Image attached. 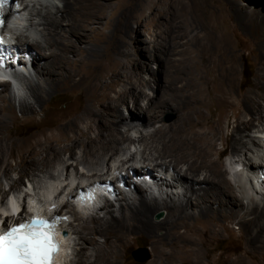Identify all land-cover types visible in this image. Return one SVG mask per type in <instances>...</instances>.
Listing matches in <instances>:
<instances>
[{
    "label": "bare ground",
    "instance_id": "bare-ground-1",
    "mask_svg": "<svg viewBox=\"0 0 264 264\" xmlns=\"http://www.w3.org/2000/svg\"><path fill=\"white\" fill-rule=\"evenodd\" d=\"M23 1L27 4L23 17L12 26L22 27L24 21L30 31L23 39L18 30L16 40L18 54L31 60L33 74L31 78L19 75L14 84L0 82V184L11 171L38 172L43 179H51V189L42 190L45 200L29 203L37 215H46L51 204L61 202L63 193L55 186L59 178L51 173L57 165L66 172L73 170L75 176L83 175L78 170L80 165L99 167L102 163L110 171L116 167L110 164L122 155L125 149L121 146L126 141L143 146L140 166L133 164L135 154H130L117 167L131 189L130 194L126 189L115 188L118 216L114 215L113 203L107 198L98 199L96 194L94 203L88 198L67 208L66 214L79 222L72 227L78 248L77 259L71 264H121L122 253L140 237L149 241L150 264L199 260L203 253L198 244L213 241L219 237L221 228L229 229L234 223L245 236L250 253L264 257V198H261L264 191L256 190L250 182L260 199L251 197V205L245 206L242 196L226 177L227 172L214 158L221 154L216 149L217 143L225 145L231 139L238 149L236 161L243 162L248 171L263 169L259 148L264 136V0H158V20L165 18L164 10L168 9L169 20H177L178 26L173 27L175 31L164 30L159 22L158 32L157 26L149 28L154 39L144 47L143 56L155 68L146 64L142 68L135 63L124 66L128 54L125 38L129 31L126 22L119 29L113 26V16L107 11L109 0ZM36 4L40 10L35 9ZM196 6L201 24L193 16ZM102 19L108 22L104 25ZM238 39L245 45L235 44ZM32 45L38 55L31 51ZM239 48L250 50L257 62L255 78L248 89H244L239 78ZM145 86L152 87L157 94L153 93L148 103L142 105ZM74 91L84 98L76 114L59 115V119L28 134L10 132L16 103L22 117H33L58 94ZM129 102L134 112L129 111ZM165 111L175 113L173 123L162 121ZM105 112L116 121L105 122ZM127 120L137 122L143 129L155 123L160 125L147 134L138 130L139 135L132 138L123 130L122 122ZM258 133L261 135L257 136ZM253 147L257 148L254 152ZM166 156H173L175 164L169 161L165 167L166 161L162 160ZM10 158L18 163L11 165ZM177 162L185 167L179 168ZM228 162V165L235 163ZM172 170L176 178L167 180ZM131 172H135L136 179L151 176L156 189L158 173L159 180H164L171 189L180 188L182 194L177 193V197L165 194V198L158 193L156 198L151 193L156 197L147 199L144 192L148 193V189L135 185ZM235 174L239 173L234 172L233 178ZM31 176L40 178L38 174ZM68 177L66 174L65 181ZM236 180L235 185L241 187L240 178ZM28 181L32 184L33 179ZM102 182L104 185L105 180ZM17 183L14 181L12 186ZM9 197L4 200L13 209L26 200L22 195L17 200ZM4 200L1 207L7 205ZM89 209L92 213L87 219L78 213ZM102 209L105 210L102 216L98 212L95 215V210ZM161 211L166 215L154 219ZM64 226L60 229L67 233ZM98 237L103 244L97 241ZM66 238L61 239L55 264L65 263ZM232 264H238L237 259Z\"/></svg>",
    "mask_w": 264,
    "mask_h": 264
},
{
    "label": "rangeland",
    "instance_id": "rangeland-1",
    "mask_svg": "<svg viewBox=\"0 0 264 264\" xmlns=\"http://www.w3.org/2000/svg\"><path fill=\"white\" fill-rule=\"evenodd\" d=\"M43 6H47V5H43ZM34 7L36 10H40L39 5L36 4ZM107 7H108L107 11L109 10L108 11L109 15L113 16V19H112L113 26H115L116 28L119 29V26L121 27L123 22H126V24H127V30L129 31L128 32L129 34L126 36L125 42H126L128 54L124 58V61H123L124 66H129L131 63H135L138 67L143 68L144 65L146 64L145 66H147V67H149V65H151L153 68H155V66L153 64H149L150 62H148L147 59L145 58V56H143V52L144 53L146 52L144 50L145 49L144 47L149 45V42L154 39L150 35L148 30H149V28H151V26L155 27V29H156V26L158 25L159 22L162 24L164 30L165 29L169 30V31L174 30L173 27L176 25L178 26V23L176 22L177 20H174V21H172L171 19L169 20L170 11L168 9H165L164 10L165 18L162 20H158L157 15H158L159 9H160V8L158 9V0H109L107 3ZM197 9H198V6H196V8H195V12L193 13V16L195 18H197V22H199L201 24L202 19L199 18V16H198L199 13H198ZM29 10H30V8H29ZM27 14H28V12H27ZM137 16L140 17L139 27L136 25ZM22 17H23V14H22ZM107 22H108L107 20L102 19V23L104 25ZM102 23H100L101 27L104 26ZM21 24H23V25H21L22 27H20L19 30L22 32V34H21L22 38L25 39V37H28V35L30 34V31H27V26H26V23H24V21H22ZM136 28H138V32L137 31L135 32ZM157 30H158V26H157L156 31ZM173 33H175V32H173ZM169 38H172L171 34H170ZM31 39H35V37H33ZM143 40H145L146 42ZM31 41L34 42L33 40H31ZM40 42L42 45H45L42 41H40ZM237 42L239 43V45L241 47L243 45H245L244 41H241V39H238L235 42V44ZM31 47H32L31 51L34 52L35 47L33 45ZM237 50H238L237 52L239 55V57H238V69H239L240 82L244 84L243 85L244 89H248V88H250L252 82L254 81L255 72L257 69V62L254 59L250 50H247V49L245 50V49H240V48ZM240 50H242V51H240ZM35 54L38 55L37 52ZM18 55H20V54H18ZM21 56L22 55H20V57ZM130 69H132V66ZM149 78H151V77H149ZM143 92H144V96L142 98L141 104L146 105L148 103V99L153 95V93L155 91L152 87L145 86L143 88ZM154 94H157V93H154ZM19 98L20 97H18L16 100L18 101ZM83 104H84V98L82 97L81 94L78 95V92L74 91V92H70V93H61V94H58L53 100H51L49 102V104H47L44 107L42 112L36 113V115H34L33 117H30V116H23L22 117L19 110H17L18 107H17V103H16V108L14 110L15 119L12 120L13 123L10 127V132L14 133L15 135L28 134L29 132H32V130L34 131V130L40 129V128H42V126H45L49 122H52V121L59 119V117L66 116L67 113L69 116L76 114L81 109ZM128 109H129V111L134 112L132 102L128 103ZM123 113L125 114V116H128L127 110H124ZM109 114L110 113H108V115H107V112L104 113L103 119L105 120V122L113 123L114 121H116V119L113 116H110L111 114L110 115ZM59 115H61V116H59ZM144 117L146 119H148L147 114H144ZM161 117H162V121L165 124L173 123L176 119L175 113H173L171 111H168V112L165 111V113L162 114ZM129 121L130 120L122 122L125 125L123 130L126 131L127 135L129 137H132V138H136L139 135L137 132L138 130L142 131L143 134L144 133L147 134V133L155 130L156 128H158V126L160 125L159 123H155L153 126H150L149 128L143 129V128H141L140 124L139 125L136 124L137 123L136 121H135L136 123H132ZM123 124H122V126H123ZM257 124H258V122H255V125H257ZM126 127L130 130L127 131ZM256 129H257V126H256ZM262 134L264 135V133H262ZM260 135H261V133L257 134V136H260ZM121 147L123 149H125L123 152L124 154L123 153H122V155L120 154L118 156L119 158L117 157V160L115 162H113L112 164H110V167H112L115 164H116V166H119L120 163H123V162H121V160L125 162L127 159H129L127 157H129L130 154H135L133 164L137 165V166L141 165L139 160L141 159V154L143 153V146L139 147V144H135V146H133L129 142L126 141ZM216 147H217L216 148L217 151L221 152V154L219 157L214 156V158L218 159V162L221 165V167L227 172L226 177H228L230 179L231 183L234 184L235 191L240 196H242L244 205L245 206L251 205L250 204V198L251 197H254L255 200L259 201L260 198H256L257 194L252 189L250 182H253V186L256 190L257 189H263L262 183L259 184L260 186H258V187H260V188H258L257 186H255L254 180L250 181L246 177L244 178L245 175L242 176V174H240V171H239L238 175L235 174L234 179H236L238 177L240 178V180L242 181V184L240 183V185H241V187H240V186L235 185L234 181L229 176L228 171L231 172L234 169L232 168V165H228V163H229L228 161H231V163L232 162H235V163L238 162V161H236L237 159L234 158L235 153H237L238 149L237 148L235 149V147H233V145L231 143V139H228V141L225 145H221L220 143H217ZM256 150H257V148L253 147V152ZM64 157H65V159H67V154H65ZM122 158H124V159H122ZM164 161H166V164L164 165L165 167L167 166V164L171 163L169 161H172V165H173V163L175 164L173 156H169V157L166 156V159L162 160V162H164ZM9 162L11 165L15 166L18 163V160L15 158H10ZM176 165L179 168L185 167L184 165L179 164L178 162L176 163ZM85 166L86 165L78 166V170L80 172H82L84 176L83 175L82 176H75V174H74L75 172L73 170H69L68 172L63 171L62 170L63 168L60 165L59 166L57 165V167H55L56 169L53 168L51 173L54 175L55 178H59V180H60L55 185L56 187H59V192H61L60 189L62 188V186H65V184H68L69 182L83 183L82 180H86V179L88 180L90 178H96L98 176H103V173L107 170V166L103 165L102 163L100 164L99 167L97 165L96 166L92 165L91 167H85ZM229 167L233 170H231ZM31 174H38V176H40V178L39 177H33L32 178ZM66 174H68L69 177L65 181ZM126 174H128V173H126ZM96 175H98V176H96ZM156 175L158 177L157 178L158 181H156V187L159 190H157L155 188V186H153L152 189H149L147 187L145 188V186H143V185H138L139 187L142 186L141 188L148 189V193L144 192L147 199H153L156 196H157L156 198H158L160 193L163 194L164 195L163 197H165V198L167 197L165 194L173 193L174 195H176V197H177V193L180 192L182 194V191L180 190V188L176 189V190L169 188L168 183L164 182V180H162V181L159 180L160 178H159L158 173H156ZM42 176L43 175H41V173H38V172L27 171L25 173L20 174L18 171H11L10 176L8 178H2L1 179L0 205L6 196L9 197L8 194H11V192H13V194H12L13 196L10 197L11 200H17V197L20 196L18 194L22 193L21 194L22 196H24V197L26 196V198H28V203H31L32 201H34L36 199L38 202L44 201L45 197L43 195V191L47 190V189H51V187L53 185L50 186L52 184L51 179H49L47 177H44L45 179H43ZM163 178L165 179V177H163ZM171 178H176V175L173 173V170L168 175L167 180H171ZM241 178H243V179H241ZM31 179H33V181H30L32 184H30L28 181ZM128 180H130V179H128ZM14 181H18V183L13 187L12 184ZM54 182H57V180ZM59 183L61 186L59 185ZM189 186H190V184H189ZM204 187H206V186H204ZM149 190H151V191H149ZM127 193L131 194V189L127 190ZM151 193L155 194L156 196L153 195V197H152ZM260 194H261V192H260ZM126 197L131 198V197H129V195H127ZM261 198L263 199L264 197L262 196ZM100 200H102V199L100 198ZM79 201H82V200H79ZM116 201H117L116 199L113 200L112 209L114 210V215L118 216L119 208H118V203ZM76 203H77V201H76ZM76 209H78V208H76ZM95 212L100 213V215L98 214V216H102L105 213V210H103V209L100 211L95 210L94 213ZM78 213L87 219L88 214H90L92 212L89 209V210H85L83 212L80 211ZM96 214L97 213H95V215ZM159 214L162 215L159 219H162L166 215V213L164 211H161L154 216V219L158 220L157 215H159ZM65 215H66V219L68 220V223L64 226V228L67 231L68 235H67V238L65 241L67 248H66V251L64 252L65 256H64L63 260H65V258H66L64 264H71L72 262H74L77 259L76 250L78 248V246L76 245L77 236L75 234H72V227L76 226L79 222L74 221L75 220V219H73L74 217H72L70 214H65ZM239 228L240 227L236 223L232 224L229 229L221 228L220 235L218 238L214 239L213 241H208L207 244H203V243L198 244V248L203 253L202 257L199 260H194V259L193 260H185L179 264H232V261L235 259H237L238 264H264V257H262V255L261 256H257V255L254 256L250 253V251H249L250 249L246 245L247 243L245 241V236L243 234L239 233V230H240ZM97 241L99 243L103 244V239L101 237H98ZM142 249L146 250V253H147L146 255L148 256V259L144 262H138L134 259L133 253L135 251L142 250ZM150 260H151V248H150L148 239L145 237H140L139 239H137L127 251L122 253V256H121V264H150Z\"/></svg>",
    "mask_w": 264,
    "mask_h": 264
},
{
    "label": "snow or ice",
    "instance_id": "snow-or-ice-1",
    "mask_svg": "<svg viewBox=\"0 0 264 264\" xmlns=\"http://www.w3.org/2000/svg\"><path fill=\"white\" fill-rule=\"evenodd\" d=\"M57 219L33 217L31 221L0 229V264H53L59 249L54 231Z\"/></svg>",
    "mask_w": 264,
    "mask_h": 264
},
{
    "label": "water",
    "instance_id": "water-1",
    "mask_svg": "<svg viewBox=\"0 0 264 264\" xmlns=\"http://www.w3.org/2000/svg\"><path fill=\"white\" fill-rule=\"evenodd\" d=\"M162 215H157V219H159ZM146 250H138L133 253V257L138 262H144L148 259V256L146 255Z\"/></svg>",
    "mask_w": 264,
    "mask_h": 264
}]
</instances>
